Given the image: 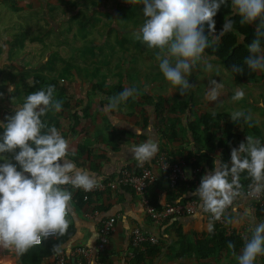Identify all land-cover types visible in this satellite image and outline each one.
<instances>
[{"label":"crops","instance_id":"crops-1","mask_svg":"<svg viewBox=\"0 0 264 264\" xmlns=\"http://www.w3.org/2000/svg\"><path fill=\"white\" fill-rule=\"evenodd\" d=\"M97 1L102 7L99 8V4H95L97 6L95 9L100 12L110 11L106 8L107 0ZM84 5V0H0V93H3L0 96V122L13 113L16 107L13 104L21 102L23 96L52 85L54 98L61 101V110L49 111L42 119L46 124L55 126L65 136L68 142L67 158L78 168L85 169L97 183L113 180L122 169L136 172L149 168L156 174L157 181H161L157 205L152 207L154 211L160 210L165 205V190L170 188L165 181V175L154 168L156 155L164 152L171 159L182 160L184 178L181 181L193 183L196 187L201 175L210 172L211 169L204 167L195 173L196 168L192 169L190 166L191 159L203 152L214 159L219 156L220 149L216 148L212 141L203 142L199 139L198 142V139L196 141L192 138L188 128L189 110L192 117L193 113L197 117L200 114L227 113L222 111L224 105L236 109L238 101L230 98V93H227L225 87L216 101L205 100L208 80L219 82L212 70L202 74L197 69H191L187 77L191 88L178 98L172 99L174 90L164 78L161 79L167 85L166 88H163L160 81L156 84H143V81L140 85L134 84L126 77L128 69L120 63L122 58L119 56L99 53L92 57L85 55L80 57L75 49L84 42L82 28L85 20L81 10V6ZM92 22L94 23L91 25L92 28L99 30L101 24L106 21L104 17L99 16ZM70 23L72 28L76 29L77 35L70 34ZM102 32L101 30L100 33ZM95 42H98L97 45L101 44L99 40ZM103 61L108 63L105 64ZM136 76L141 77L142 72ZM33 78L40 80V83L33 84L30 86L32 90H29L26 84ZM8 83L14 84L15 93L12 94L14 100H10L7 93ZM252 84L259 89L256 90L257 95L261 92L260 89L264 88L257 85L258 83ZM113 86L133 87L140 94L161 96L171 105L180 101L189 102L188 110L180 116L175 114L164 116L163 125L157 121L154 105L141 107L135 106L134 103L128 105L121 103L112 109L110 114H106L103 105L107 103L109 97L104 96L102 92ZM190 94L191 98L187 100ZM261 107H264V100H252L251 108ZM244 113L248 116L247 121L258 127L264 141V112L257 114L255 110H251ZM109 115L121 123L113 125ZM175 118H178L177 122H174ZM134 129H139L140 135H136ZM216 135L222 137V133ZM149 136L159 141V150L151 160L143 165H137L131 154L123 149L132 143L142 142ZM166 137L171 139L168 140ZM237 146L238 144L235 148ZM5 155L9 158L11 156ZM262 197L264 198V194ZM197 202L199 206V198ZM254 204L255 200L246 194L239 193L234 198L224 214L229 220L228 234L235 232L244 241L250 237L251 227L264 220V212L257 214L254 211ZM207 214L199 207L191 215L169 217L160 224H155L131 189L119 188L110 193L105 191L87 199L79 193L77 195L72 192L67 219L73 228V234L61 246L60 253L64 254L63 249L66 248L68 254L64 255L69 256L76 248L94 246L98 241L101 221L113 219V229L106 247L108 255L104 259L106 264H128L130 259L128 254L131 252L129 236L134 227L158 239V244L155 245L157 252L145 258L144 264H237L236 255L239 251L236 254L223 251L206 262L197 260L195 256L181 259L173 257L178 248L175 230L180 229L182 234L189 238L207 233L205 227L208 223ZM9 259L13 264H20V257H16L7 249H0V264ZM51 260V257H46L44 264ZM255 264H264V255L258 256Z\"/></svg>","mask_w":264,"mask_h":264},{"label":"clouds","instance_id":"clouds-1","mask_svg":"<svg viewBox=\"0 0 264 264\" xmlns=\"http://www.w3.org/2000/svg\"><path fill=\"white\" fill-rule=\"evenodd\" d=\"M136 2L142 6L143 21L133 36L147 48L158 50L159 72L171 89L181 95L191 88L188 74L198 61L203 60L205 49L210 45L209 37L217 42L219 36L232 31L237 39L240 38V33L233 30L232 21L227 17L220 32L213 35V17L226 0ZM229 7L239 17L240 24L256 22L255 38L246 45L248 55L243 65L249 71L264 72V0H229ZM203 67L205 70L213 68L208 63ZM233 70L239 72L241 66L236 65ZM223 88L221 80L209 79L205 100L216 101ZM6 90L10 100H14V84L8 83ZM135 92V88H123L108 98L103 111L110 114L129 97L134 98ZM243 96L244 90L236 86L231 99L236 101ZM13 105L16 106L13 113L0 122V249H7L20 257L50 235H63L69 223L71 190L88 192L97 181L67 158L65 136L42 119L49 111L61 110V101L54 98L52 85L29 92L21 102ZM241 118L248 120L240 109L233 110L229 116L230 121H240ZM109 119L113 125L121 123L111 115ZM134 131L140 135L139 129ZM123 150L131 154L137 165H143L158 152L159 141L149 136ZM5 154H11L10 158ZM241 172L249 178L250 195L259 198L264 194V144L252 135L245 136V142L230 150L228 163L219 156L215 157L211 171L201 175L194 189L200 209L209 214L205 226L208 232L213 231V221L222 216L239 194ZM65 186H70L71 190ZM227 247H232L231 242ZM52 251L58 254L61 247L54 245ZM63 251L68 254L66 248ZM260 255H264V220L251 227V235L236 255V261L237 264H255Z\"/></svg>","mask_w":264,"mask_h":264},{"label":"trees","instance_id":"trees-1","mask_svg":"<svg viewBox=\"0 0 264 264\" xmlns=\"http://www.w3.org/2000/svg\"><path fill=\"white\" fill-rule=\"evenodd\" d=\"M225 17L232 21V28L236 33H240V38L237 39L232 31L225 32L224 35L219 36L217 42H213L212 38L209 37L210 45L205 49V55L209 56L217 61H219L222 67L228 71L233 79L237 82L244 83H258V80H264V72L261 71H249L243 65L244 58L248 55L246 50V45L250 43L255 38V27L256 22L251 24H240L239 17L231 12L229 7V0H226L224 5H221L215 16L213 17L214 23V33L213 35L220 32L222 24L224 23ZM205 34L207 35V28L205 26ZM264 43V41H262ZM241 66V71L236 72L233 70L234 66ZM40 83L37 78L31 79L27 82L26 87L32 90L30 86ZM133 88V87H132ZM123 89L122 86L110 87L107 91L102 92L104 96H113ZM134 103L135 106H149L154 105V112L159 124L163 125V117L171 116L175 114L176 116L183 115L186 110H188L189 102L180 101L175 104H169L166 102L164 97L157 96L153 97L147 94H140L136 89L133 97H129L123 102L124 105ZM188 115V128L191 132L192 138L199 142L201 139L203 142L212 141L213 145L220 149L219 158L225 162H229L230 148H235V146L240 143L245 142V136L252 135L253 137L259 138L261 143L264 144L261 138V132L257 126H254L251 122L243 120L240 121H230L228 113H214V114H200L194 121L192 118V112L189 110ZM174 122H177L178 118H175ZM216 133H222V137L217 136ZM170 140V137H166ZM191 155L188 156L190 160ZM213 158L207 153H201L194 156L191 159V168H199L203 170L204 167L209 169L212 168ZM129 170V169H128ZM138 173L137 170L132 171ZM200 174L197 175L199 178ZM160 182L157 181L150 185L146 191L147 200L151 207L157 205L158 192H160ZM249 178L241 172L240 174V184L241 188L239 193L246 194V190L249 185ZM129 189V188H128ZM195 185L190 182L179 181L174 189H166L164 204L171 205L175 203H182L189 199L198 200V197L193 194ZM113 191V190H112ZM73 192V191H72ZM111 191H108L110 193ZM77 194L76 192H73ZM94 196V194L88 195L87 198ZM182 197V198H181ZM86 198V199H87ZM85 202V201H84ZM164 205V206H165ZM257 214H260V209L256 210ZM171 218V217H170ZM180 228V227H179ZM229 229V220L224 217L223 223L220 224L217 221H213V231L202 233L199 235H194L193 238L182 234L181 230H175V235L178 238L177 246L178 248L173 254L175 259H181L184 257L195 256L197 260L206 262L210 258L216 257L221 252H227L230 254H236L240 251L244 244V240L235 232L227 233ZM73 234V228L70 224L61 236L54 238H46L42 240L41 244L37 247L30 249L28 252L20 256V264H44V259L46 257H51L52 259L57 256V253L52 251L54 245H59L60 247L67 241ZM231 242L232 247L228 248L227 244ZM108 244V243H107ZM107 247V245H106ZM157 252L155 246H147L143 252L136 251L133 258H130L128 264H144L145 258L153 256ZM108 255V250H105L100 254L99 261L106 264L104 259ZM129 258V257H128ZM3 264H13L12 260L9 259Z\"/></svg>","mask_w":264,"mask_h":264},{"label":"rangeland","instance_id":"rangeland-1","mask_svg":"<svg viewBox=\"0 0 264 264\" xmlns=\"http://www.w3.org/2000/svg\"><path fill=\"white\" fill-rule=\"evenodd\" d=\"M89 3H93L94 5ZM115 3L117 6H115ZM84 4V6H81V10L83 11L81 12L84 14L83 20H85V24L82 28L84 42L81 43L82 46L79 45L77 48L78 51L75 49V52H77L80 57L81 55H85V57H92L94 54L99 53L119 56L122 58L120 63L125 65L124 67L128 69L126 77L133 81L134 84L140 85L142 84L141 81L144 82L143 84H156L160 81L164 86L163 88H166L167 85L161 79L163 77L160 76V72L158 70V50L154 48H147L140 40L135 39L133 36V33L138 30L143 21L142 14L140 12V8L142 6L137 3L136 0H107L106 8L110 11L100 12L95 9L97 8L95 4H99V8L102 7V4L99 1L84 0ZM99 16L104 17L106 22H104L103 25L101 24L99 30L93 29L92 26L94 23L92 21L97 20ZM70 21H72V19H70ZM101 30L103 31L102 33H100ZM69 32L70 34L75 33L74 35H77L76 29L72 28V23H70ZM79 32L81 33L80 28ZM74 38L76 39L75 36ZM96 40L101 41V44L97 45L96 43L98 42H95ZM162 54L163 53H161V55ZM103 62L105 64L108 63V61ZM204 63H208L213 66L211 70L213 71L214 77L219 81L221 80L224 84V89L227 90V93H230V98L236 86H239L244 90V96L237 100L238 108L236 109H240L246 113L251 110H255L257 114L259 112H264V107L258 109L251 108L252 100H264V88H261V92L257 95L256 90L259 91V89H256L254 84L248 82L240 83L232 80L231 74L222 67L219 61L206 55H204L203 60L198 61L196 66L192 69H197L200 73L204 74L208 71L204 69ZM140 72H142V76L137 77L136 74ZM189 77L192 78V76ZM257 85L264 86V80H258ZM172 92L174 94L171 97L172 99L179 97L180 93L178 91L174 90ZM190 98L191 94L188 96L187 100H190ZM225 107L226 105H224L222 111L227 112L228 114H230L233 110H236L235 108L233 109V107ZM193 114V119L196 120L197 116L195 113Z\"/></svg>","mask_w":264,"mask_h":264},{"label":"built area","instance_id":"built-area-1","mask_svg":"<svg viewBox=\"0 0 264 264\" xmlns=\"http://www.w3.org/2000/svg\"><path fill=\"white\" fill-rule=\"evenodd\" d=\"M154 168L157 169L159 173H163L165 175V181L170 189H174L177 183L184 178L182 160L171 159L164 152H159L156 155L154 160ZM199 171L200 167L194 169L195 173ZM156 181V174L153 173L149 168H143L138 173H134L128 169H122L113 180L98 182L96 183V186L88 192H84L81 189L71 190L70 186L65 187H69L71 191L83 195L85 199V196L90 194L117 190L119 188H129L138 197L140 203L144 207V210L155 224H160L169 217H184L191 215L199 208L198 202L191 199L182 203L180 202L171 205H165L160 210H152V207L149 205L147 200L146 191L148 187ZM246 196L255 200L254 211L260 209L261 213L264 212V198L262 195L259 198H254L252 195H250L249 189L247 188ZM230 206L231 204L225 208L222 216L215 221L222 224L225 211ZM112 229L113 219L102 220L98 233V241L94 246L76 248L69 256H65L63 253H60L55 256L48 264H103L99 261L100 254L106 248ZM54 237L55 236L50 235L47 238ZM157 244L158 239L156 237L137 227H134L130 231L129 245L131 252L128 254V257L133 258L136 251L143 252L147 246H155Z\"/></svg>","mask_w":264,"mask_h":264}]
</instances>
